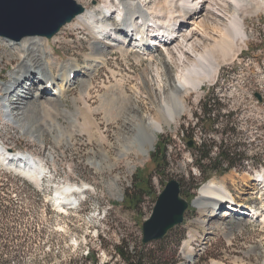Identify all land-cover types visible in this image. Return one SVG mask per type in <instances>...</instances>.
<instances>
[{"label": "rangeland", "instance_id": "obj_1", "mask_svg": "<svg viewBox=\"0 0 264 264\" xmlns=\"http://www.w3.org/2000/svg\"><path fill=\"white\" fill-rule=\"evenodd\" d=\"M81 1L83 5L74 0L84 9L96 8L102 11V15H108L106 0ZM151 1L153 2H147L143 8L144 12L156 7L157 0ZM159 2L161 6L162 1ZM249 2L247 0L246 3ZM181 5V12L185 9L188 17L192 15L176 26L174 33L177 37L169 44L149 46L155 52L157 60L154 62L160 78H154L153 72L148 80L154 92L160 90L163 96L170 94V84L180 86L182 64L186 66L191 63L189 58L184 60L182 57L181 65L177 64L176 60L167 59V51L173 50L175 55L172 57H176L181 48L187 49L185 46L188 42L184 40V36L190 32L196 33L199 38L205 36L210 44L213 38L219 36L218 30L228 24L232 10L235 9L232 7L236 6L233 0H193L190 7L187 4L182 8ZM194 13L196 14L193 15ZM234 16L238 15L233 14V18L238 20L249 35L248 42L242 45L240 54L233 60L221 65L214 79L203 81L204 77L201 76L206 74L192 76V79L198 77L197 82L202 81V85L198 90L182 97V114L171 127L163 128L154 150L146 158L135 152H131L125 159L117 158L122 142V119L117 115L119 101L116 99L115 103L110 99L113 92L123 90L131 98L126 101V110L136 106L139 116L152 119L159 117L153 101L141 91L136 93V87L139 86L137 77L149 62L145 56L141 63H136L133 58L136 50L133 38L129 40L132 48L128 44L124 46L129 50L127 54L121 55L119 51H113V57L106 63L101 62L98 72L92 74L86 84L78 76L80 71L77 67L87 60L90 30L76 28V18L62 27L57 34L47 39L51 47L49 60L54 63L56 71L57 65L64 67L65 62L72 59L77 65L78 73L75 70L74 79L70 80V86L58 100L52 102L50 92L48 97H41L48 104L50 101L51 106L45 113L38 111L35 115L32 110L27 114L23 113V102L30 100L40 87H29L26 82L23 90L20 88L22 86L6 90L9 75L19 59L18 54L10 52L9 43L7 45L0 42V146L10 148L20 156L25 155L34 161L31 164L35 171L31 170L33 173H30L27 170L25 172L28 175H24L30 176L28 181L45 191L47 200V209L34 199L26 204H17L13 200L9 228L11 233L22 232L25 238L20 241L23 246L17 256L9 259L8 264H90L94 261L97 264H120L114 247L122 241L128 245L141 243V225L150 216L158 194L171 179L184 182L181 196L189 204L183 222L163 237L165 244L177 247L172 264H264L263 219L257 224L235 222L233 219L222 222L221 218L220 228L211 229L206 223L200 224L207 217L193 206L198 190L215 183L228 189L238 202L244 201L245 205L255 206L264 217L263 190L259 187L253 192L252 183L244 186L241 181L242 174L250 175L264 169V164H260L264 163L261 161L264 159V6L255 14L247 13L243 19ZM116 17V13H111L108 19L115 20ZM209 18L219 21V29L216 26L213 31L210 26V31L204 30L202 21L206 24ZM163 20L164 17H161V22ZM159 25L172 29L167 24ZM145 32L148 33L146 30ZM114 39L119 44L116 36L108 41L111 43ZM153 41L154 39L147 38V42ZM45 49L47 51V47ZM191 54L194 53L189 52L190 61L193 59ZM217 60L221 61L219 57ZM205 66L203 69L209 70ZM36 71L31 72L35 82ZM54 84L53 91L56 87ZM40 85L43 87V84ZM207 93L216 94L221 99L224 105L222 114H232L230 119L239 134L229 136L230 142L240 141L243 144L240 151L249 159L236 164L228 173L213 175L202 183L199 167L195 164L196 149L202 141L217 146L223 138L226 139L225 135L220 134L225 118L211 132L203 131L202 124L197 119L200 118V105ZM255 93L261 95L262 102L259 103L254 98ZM25 94V99L21 101ZM54 107L63 108L64 112L58 113ZM7 114L12 118L11 121ZM22 120L26 122L25 128L22 127ZM26 128L33 129V132L29 134ZM167 140L172 142L168 148L167 166L164 169L156 168L151 155L156 150H162L163 143ZM190 141L196 147L194 151L187 146ZM217 152V148L211 149L210 157L214 158ZM109 165H112L111 169L107 168ZM135 178L139 179L141 188L147 192H131ZM189 180L197 185L196 189L190 188L192 184L190 185ZM146 181L149 182L147 188ZM127 195L139 199L135 207L129 204L125 197ZM63 197L69 199V203L60 204L58 201L62 202ZM238 197L240 198L237 199ZM22 208L24 216L20 213ZM193 234L194 238H189ZM147 247L153 250L160 248L155 242L147 244ZM88 250L93 255L86 260Z\"/></svg>", "mask_w": 264, "mask_h": 264}, {"label": "bare ground", "instance_id": "obj_2", "mask_svg": "<svg viewBox=\"0 0 264 264\" xmlns=\"http://www.w3.org/2000/svg\"><path fill=\"white\" fill-rule=\"evenodd\" d=\"M75 1L80 5H83L81 0ZM106 1L108 2V5H105V8H107L108 15H102V11H99L96 8L84 9L81 6L83 8V12L76 16V19L74 18L76 28L83 27L90 30L89 34L91 36V39L88 42L87 49L89 51V54L87 60L79 67H77L76 63H74L72 59H70L65 62L64 67H60L59 65H57V70L54 71V63L49 60L51 58V47L47 41V38L45 37L31 36L22 38L19 41L0 37V42L7 43V45L10 44V52H12V54H18L19 59L18 63L12 69L9 75L10 81L9 85H5L6 90H11L14 87L18 88L20 86H22L20 88L23 90L26 82H28L29 87H40L39 89H37V91H35V95H32V98L30 100L27 99L26 103L23 102V106L25 105L23 113L27 114L32 110L35 115V113H37L38 111L41 113H45L47 110H49L51 102L48 101V104L47 101H42L41 97L43 99L45 97H48L49 92L51 93L50 96L53 97L51 98L52 102L62 97L67 88L70 86V76L73 75L72 79H74L76 72L78 73L76 67L80 71L78 76L80 75L82 81L87 84L91 79V75L98 72L100 63H106L109 58L113 57V51L117 50L121 55L127 54L129 50H126L124 46L128 44V46L131 47L129 41L131 39L128 30L129 26H135L141 21L140 27L144 28L145 26H147V23L154 21L156 22V27H159V24L163 23L167 24L168 26L170 25V27H172L171 30L174 31L176 30V26L179 25V23L181 24L187 19H190L192 15L190 14L188 17L186 15L188 12L185 9H183L181 12L180 4H182V8L187 4L190 7L193 0H161V6L159 4L160 0H157V4H155L156 7L149 9L146 12L143 11V8L147 5V0H115L116 3H114V0ZM233 1L236 6L232 7L235 9L232 10L229 22L228 24L226 23L224 27L220 28V30H218L219 36L217 35V38H213L211 41L212 43L210 42L209 44V42L207 41L208 39L206 40L205 36L199 38L196 33L190 32L184 36V40L188 42V44H186L185 46L187 47V49L181 48V51L178 52V55L176 54V57H172L173 54L175 55L173 50L167 51V59L169 58L172 61L176 60L178 62L177 64L181 65L182 57L184 58V60H188L189 58V62H191L190 65L188 64L186 66H183L182 64L183 70L179 78L180 86L175 85L174 83L173 85L170 84V94L168 96H163L162 93L159 92L160 90L154 92V90L150 86V81L148 80L149 75L153 72L155 74L153 76L154 78H160V75L157 72L159 71L157 70V64H155L154 62L157 60L156 56L154 55L155 52H153V50H151L152 48H150L149 46L146 47H149L150 49H146L145 47V43H147L146 37L142 40L143 42H145L143 46L138 45L137 47H134L136 48V50L133 54V58L135 59L136 63H141L142 58L145 56L148 57L149 62L148 66L146 68H143L141 74H139V76L137 77L139 86L136 87V93H140L141 91V93H143L151 101H153V105L156 108L159 117L157 119H152L144 116H139L136 106H133L126 110V101H130L131 98L127 96L123 90H117L113 92L114 96L112 95V98L110 99L115 103L119 101L117 115L122 119V142L120 145L119 154L117 155L118 159H125L131 152H135L138 156L143 158L148 157L154 150L158 136L163 133V128L171 127L176 122L177 118L182 114L184 110L182 97H184L187 93L198 90L200 85H202V81H200L202 78L199 80V83L197 82L198 77H194L195 79H197L194 80V78L192 79V76L206 74V76H201L204 77L203 81L214 79V77L217 76L222 64L230 62L237 56V54H240L239 52H241L242 45H245L248 42L249 35L245 33L244 29H242V25L238 22V20L233 18V14L238 15L239 19H243L244 17H246L247 13L255 14L259 9H261L262 6H264V0H250L249 3H246L247 0ZM151 2L153 1L149 0L148 4ZM243 3L246 4L242 7ZM188 9L190 10V8ZM111 13H116L117 19L109 20L108 17ZM195 14L196 13H194L193 15ZM161 17H164L163 22H161ZM210 20H207L208 24H204L205 21H202L204 30L209 29L210 31L211 26L214 31L215 27L217 26L216 28H218V25H220L219 21L212 18ZM152 28L149 27L150 30ZM121 32L123 34H121ZM152 32H154L155 35L154 40H158L159 42H166L168 40L164 37L160 38L159 36H157V33L156 31H154V29H152ZM205 32L207 33V31ZM114 36L118 38L119 44L116 43L115 39L111 41V43L108 41L110 39H113ZM206 36L208 35L206 34ZM210 36H212V34ZM168 38H170V36H168ZM170 41L168 40L167 43H164V45L169 44ZM154 42L155 41L148 43L150 45H154ZM45 47H47V51ZM189 52L194 53L193 55L191 54L193 58L191 59V61ZM217 57H219V59L221 60L220 62L219 60H217ZM153 65L156 68H154ZM205 65L209 67V70L203 69V66ZM34 70H37L35 72L37 79L36 82L31 76V72ZM40 79L42 81H40ZM16 84L18 85L15 86ZM40 84H43V87ZM53 84L56 85L55 91H53ZM25 96L26 94L21 98V101L25 99ZM176 97H178V99H175ZM54 109H56L58 113L64 112L63 108L54 107ZM6 116L10 121L12 120V118L9 117L8 114ZM22 122V127L25 128L26 122H24L23 120ZM26 131L31 134L33 132V129L26 128ZM18 156L20 157V159L26 160L29 163L33 164L34 162L31 158L25 155L20 156L17 153L13 155V157ZM93 164L95 165V163ZM30 168L31 167L27 166V169H25V171L29 170L30 173H33L31 170L34 169ZM107 168L111 169L112 165H109ZM241 181L244 186H247L248 183H252L254 186L253 192L255 191V188L257 189L259 187L264 192V169L256 171L255 173L250 175L242 174ZM219 186L221 188H219ZM256 193L257 192H255V194ZM257 194H259V192ZM196 198L193 201V206L196 207L201 214H205L207 220H209L200 222V224L206 223L211 226V229L220 228L221 218L222 222H225V220L233 219L235 222L243 223L248 221L255 223L257 222V224H259L258 222H261V220L263 219L262 222L264 223V217L259 214V210L252 209V207L248 205L245 206L244 201L238 202L235 196L228 189L223 188L221 185L210 183L207 188H200L198 190V196ZM239 198L240 197H238L237 199ZM68 200L69 199L63 197L62 202H58L60 204H67L69 203L67 202ZM194 235L195 234L189 236V238L193 239ZM228 239H230V236Z\"/></svg>", "mask_w": 264, "mask_h": 264}, {"label": "trees", "instance_id": "obj_3", "mask_svg": "<svg viewBox=\"0 0 264 264\" xmlns=\"http://www.w3.org/2000/svg\"><path fill=\"white\" fill-rule=\"evenodd\" d=\"M222 108H224V105L221 103V99L213 93H207V96L202 100L200 105L201 115L200 118L197 119L199 123L202 124L203 131H215L216 129L214 128L217 127L220 122H223L225 118L224 124L221 125L220 134L223 136L225 135L227 139L223 138L217 146L208 144V141H202L199 144L195 164L199 167L202 183L206 182L213 175L222 176L226 174L236 164H241L249 159L240 151L243 146L240 141L237 143L230 142L229 136H236L239 133L230 119L232 114H222ZM171 144L172 142L167 140L163 143L162 150H156L155 153L151 155V158L156 162V168L162 167L164 169L167 166L169 156L168 148ZM213 148H217L218 152L214 158H211L210 153ZM261 161L263 162L264 159L262 158ZM260 164L262 165L264 163ZM191 181L190 185L192 184V186H190V188H192V190L196 189L197 185H194ZM179 183L182 190L184 182L179 181ZM132 186L133 190L131 192H147L146 189L141 188L139 179L135 178ZM148 186L149 182L146 181L145 188ZM45 195L46 193L44 190L38 189L34 184L21 177L19 174L0 164V264H8V260L14 259L23 246L20 241L24 237V234L22 232L11 233V228H9V224L12 222L10 214L13 212L11 204H13L14 201H17V204H22V202L26 204V202L29 203L31 199H34L36 203L47 209ZM125 197L129 204H133L134 207L136 206L135 203L139 202L137 197L131 198L129 195ZM23 209L24 208L20 210L22 216H24L23 214L25 212ZM26 210L28 211V209ZM13 220L15 221V219ZM155 244H159L160 248L158 250L148 248L147 245H143L140 242L134 245H128L125 241H122V243L114 247V250L115 254L120 259V264H172L177 253V247H173L174 245L172 246L169 243L165 244L163 238L159 241H155ZM177 244L175 246H177ZM92 255L93 252L90 253L88 250L86 260H89L88 258L91 259ZM90 264H97V261Z\"/></svg>", "mask_w": 264, "mask_h": 264}, {"label": "water", "instance_id": "obj_4", "mask_svg": "<svg viewBox=\"0 0 264 264\" xmlns=\"http://www.w3.org/2000/svg\"><path fill=\"white\" fill-rule=\"evenodd\" d=\"M82 12L83 8L74 0H0V37L15 41L31 36L50 39ZM254 97L262 102L258 93ZM187 146L191 148L192 142ZM1 154L0 160L6 166L24 172L22 164H28L26 160L13 157L11 149ZM188 205L181 196L179 181L169 180L158 194L150 216L141 225V243L159 241L180 225Z\"/></svg>", "mask_w": 264, "mask_h": 264}, {"label": "flooded vegetation", "instance_id": "obj_5", "mask_svg": "<svg viewBox=\"0 0 264 264\" xmlns=\"http://www.w3.org/2000/svg\"><path fill=\"white\" fill-rule=\"evenodd\" d=\"M193 142V141H192ZM192 148H193V151H194V148H196L195 146H194V143H192ZM197 150V149H196Z\"/></svg>", "mask_w": 264, "mask_h": 264}]
</instances>
